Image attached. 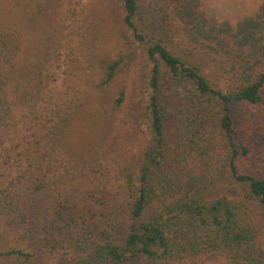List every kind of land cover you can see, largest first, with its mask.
Listing matches in <instances>:
<instances>
[{"label":"trees","instance_id":"trees-1","mask_svg":"<svg viewBox=\"0 0 264 264\" xmlns=\"http://www.w3.org/2000/svg\"><path fill=\"white\" fill-rule=\"evenodd\" d=\"M116 1L143 40L139 0ZM56 6L30 11L61 19ZM227 45L237 52L211 78L148 43V137L111 174L70 141L73 89L34 80L19 34L0 23V264H264V4ZM164 79L181 92L168 96Z\"/></svg>","mask_w":264,"mask_h":264},{"label":"rangeland","instance_id":"rangeland-1","mask_svg":"<svg viewBox=\"0 0 264 264\" xmlns=\"http://www.w3.org/2000/svg\"><path fill=\"white\" fill-rule=\"evenodd\" d=\"M39 1L44 0H0V23L19 34L20 61L31 69L34 80L41 72L50 86L73 89L82 106L72 122L70 141L80 161L87 166L102 163L111 174L136 160L148 137L142 116L149 94L148 43L161 39L172 53L213 78L228 68L237 52L227 45L237 29L264 4V0H139L141 17L136 24L144 37L140 40L126 25L116 0H55L61 19L43 11L34 15L31 4ZM225 25L229 33L218 31ZM213 26L215 32L206 31ZM113 62L117 64L108 79ZM163 83L168 96L181 92L170 79ZM233 113L236 122L246 116L247 108L236 105ZM257 132L255 138L264 141V132ZM139 263H144L142 256Z\"/></svg>","mask_w":264,"mask_h":264}]
</instances>
